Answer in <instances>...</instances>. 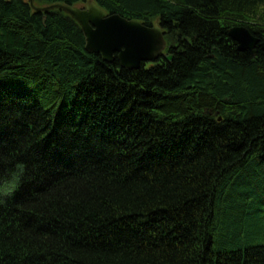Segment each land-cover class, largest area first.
<instances>
[{
	"label": "trees",
	"instance_id": "16d2710c",
	"mask_svg": "<svg viewBox=\"0 0 264 264\" xmlns=\"http://www.w3.org/2000/svg\"><path fill=\"white\" fill-rule=\"evenodd\" d=\"M94 1L173 59L124 69L0 0V264H264V51L228 36L264 39V0Z\"/></svg>",
	"mask_w": 264,
	"mask_h": 264
},
{
	"label": "water",
	"instance_id": "95a60500",
	"mask_svg": "<svg viewBox=\"0 0 264 264\" xmlns=\"http://www.w3.org/2000/svg\"><path fill=\"white\" fill-rule=\"evenodd\" d=\"M28 1L36 12L60 9L70 15L82 28L86 51L102 55L108 63L118 60L122 68L135 70L161 56L169 62L173 59L172 54H164L167 41L158 23L147 26L139 20L107 13L94 0H88L83 7L66 3L38 6L35 0ZM228 36L237 44L238 51H249L255 55L258 46L264 51V39L256 37L245 26H233Z\"/></svg>",
	"mask_w": 264,
	"mask_h": 264
},
{
	"label": "clouds",
	"instance_id": "9594fccd",
	"mask_svg": "<svg viewBox=\"0 0 264 264\" xmlns=\"http://www.w3.org/2000/svg\"><path fill=\"white\" fill-rule=\"evenodd\" d=\"M5 194H7V195H10V194H11V192H7V193H5Z\"/></svg>",
	"mask_w": 264,
	"mask_h": 264
}]
</instances>
